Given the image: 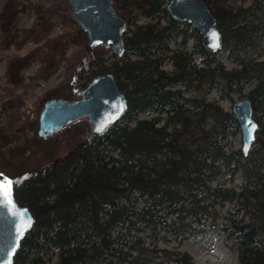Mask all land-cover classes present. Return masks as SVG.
<instances>
[{
	"label": "trees",
	"instance_id": "1",
	"mask_svg": "<svg viewBox=\"0 0 264 264\" xmlns=\"http://www.w3.org/2000/svg\"><path fill=\"white\" fill-rule=\"evenodd\" d=\"M205 1L221 30L222 46L242 67L225 69L214 62L217 51L200 42V51L207 55L201 66L192 63L187 51L167 53L166 39L184 22L170 16L167 0H114L127 22L124 51L108 66L99 61V68L81 59L73 74L83 68L87 82L111 71L128 106L106 131L77 142L45 171L32 169L12 177L14 195L29 205L35 222L11 264H194L189 252L161 248L156 240L150 244L146 239L156 238L160 228L185 239L194 233L191 221L198 220L195 215L207 207L205 201L233 198L241 200L249 218L218 227L237 251L238 264H264V136H255L259 155L252 154L244 164L236 160L246 173L239 191L212 185L221 167H236L230 166L224 149L225 123L230 120L237 127L238 122L215 100L183 96L180 88L199 83L201 87L216 70L228 84L249 80V65L252 71L255 63L264 61L248 63L232 52L251 43V25L258 24L248 20L250 6L233 11L221 0ZM140 16L146 20L138 21ZM168 60L173 64L170 70L162 66ZM146 108L166 111L162 123L157 122L159 116L138 118ZM207 117L215 119L213 128L189 144L195 124ZM53 253L57 261H51Z\"/></svg>",
	"mask_w": 264,
	"mask_h": 264
},
{
	"label": "rangeland",
	"instance_id": "2",
	"mask_svg": "<svg viewBox=\"0 0 264 264\" xmlns=\"http://www.w3.org/2000/svg\"><path fill=\"white\" fill-rule=\"evenodd\" d=\"M221 1L233 11L250 6L253 12L248 20L258 24L251 25L255 29L251 43L241 49L236 46V52L232 54L240 55L250 63L264 61V0ZM144 20L146 17L143 16L138 19ZM161 22L164 24L165 20ZM176 25L170 38L166 39L167 53L180 55L187 51L192 56V63L201 66L207 55L200 51L198 30L189 21ZM87 47V33L73 17L68 0H0V172L13 177L32 169L40 170L51 161L64 158L77 142L89 136L90 123L86 116L64 125L61 131L47 138L37 133L44 101L52 97L73 100L81 96L78 91L89 80L86 82L83 68L81 73L73 74L79 60L88 58L87 61L97 67L99 61L108 66L112 60L120 58L110 46L97 44L90 50ZM229 53L227 46H221L214 62L225 69L242 67L229 57ZM162 66L169 70L173 68L170 60ZM250 68L249 65L246 70L247 75H252L249 80H233L228 84L216 70L211 81H204L199 90L197 85L180 88L183 96L205 95L206 99L215 100L232 114V102L249 97L254 106L253 115L259 121L256 136H264V63H255L252 71ZM187 107L191 105L187 104ZM166 114V111L146 108L137 117L159 116L157 122L161 124ZM214 123L213 117H207L203 123L198 121L187 142L190 144L204 130L213 128ZM225 125L224 149L231 160L230 166H236V160L246 163L254 153L259 155V141L254 139L249 154L244 156L240 150L239 125L235 127L230 120H226ZM221 168V173L211 184L239 191L246 183L242 167L236 166L233 171L225 166ZM205 203H208L207 207L195 215L198 220L191 221L195 226L192 235L178 239L160 228L156 238L148 237L146 243L151 244L154 239L158 247L185 250L192 255L194 264H238L237 251L228 244L218 226L239 217L248 219L249 212L239 198L208 199ZM189 219L192 217H187ZM51 248L55 249L54 246ZM52 256L55 258V253Z\"/></svg>",
	"mask_w": 264,
	"mask_h": 264
},
{
	"label": "water",
	"instance_id": "3",
	"mask_svg": "<svg viewBox=\"0 0 264 264\" xmlns=\"http://www.w3.org/2000/svg\"><path fill=\"white\" fill-rule=\"evenodd\" d=\"M72 15L86 31L88 46H110L116 54L124 49L123 34L126 19L117 11L114 0H68ZM170 16L179 21H189L200 34L202 46L212 52L222 46L221 30L209 4L205 0H167ZM81 95L73 100L48 98L39 115L38 135L47 138L62 127L83 116L90 123V134L98 135L116 122L128 106L125 93L119 89L111 71L93 76L80 89ZM232 112L241 130V152L247 156L256 136L258 121L253 116V105L247 96L232 102ZM53 161L42 167V171ZM0 177L11 179L0 172ZM7 191V189H6ZM11 203L0 200V264H11L22 238L35 222V214L26 203L20 202L13 188L9 195Z\"/></svg>",
	"mask_w": 264,
	"mask_h": 264
},
{
	"label": "snow or ice",
	"instance_id": "4",
	"mask_svg": "<svg viewBox=\"0 0 264 264\" xmlns=\"http://www.w3.org/2000/svg\"><path fill=\"white\" fill-rule=\"evenodd\" d=\"M14 181L7 178L0 177V200L5 203H11L12 201L9 199V195L12 191ZM7 189V191H6Z\"/></svg>",
	"mask_w": 264,
	"mask_h": 264
},
{
	"label": "flooded vegetation",
	"instance_id": "5",
	"mask_svg": "<svg viewBox=\"0 0 264 264\" xmlns=\"http://www.w3.org/2000/svg\"><path fill=\"white\" fill-rule=\"evenodd\" d=\"M123 40H124V38H123ZM124 45H125V41H124ZM112 50V49H111ZM248 63H249V61H247ZM261 62H263V61H261ZM200 83H199V85H197V88H200ZM199 86V87H198ZM251 102H252V100H251ZM252 105H253V103H252ZM153 109V108H152ZM156 110V109H155ZM253 113H254V106H253ZM254 116V115H253ZM153 117H155V116H153ZM256 119V118H255ZM258 121V120H257ZM258 126H259V121H258ZM258 128V127H257ZM58 132V131H57ZM250 152V151H249ZM54 163V162H53ZM50 167V166H49ZM58 260V258H57V256H55V258H54V256H52V259H51V261H57Z\"/></svg>",
	"mask_w": 264,
	"mask_h": 264
}]
</instances>
